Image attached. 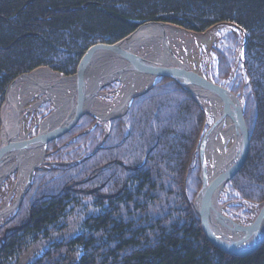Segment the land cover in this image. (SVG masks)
I'll list each match as a JSON object with an SVG mask.
<instances>
[{"label": "trees", "instance_id": "1", "mask_svg": "<svg viewBox=\"0 0 264 264\" xmlns=\"http://www.w3.org/2000/svg\"><path fill=\"white\" fill-rule=\"evenodd\" d=\"M146 22L193 33L232 25L217 33L219 46L201 55L209 61L200 59L197 69L242 103L251 149L218 202L249 224L264 201V0H0V108L19 76L39 67L71 76L90 45L115 43ZM50 112L43 103L33 116ZM94 121L83 117L68 138L48 146L47 162L59 163L36 171L16 216L23 219L0 235V264H20L44 240L51 245L28 264H264V242L234 257L199 227L198 151L212 120L189 91L158 77L106 131L91 128ZM54 178L61 187L52 192L44 186ZM63 230L72 233L50 241Z\"/></svg>", "mask_w": 264, "mask_h": 264}, {"label": "water", "instance_id": "2", "mask_svg": "<svg viewBox=\"0 0 264 264\" xmlns=\"http://www.w3.org/2000/svg\"><path fill=\"white\" fill-rule=\"evenodd\" d=\"M152 23L160 26L175 27L168 23ZM152 23L148 22L140 25L135 31L115 43L97 42L90 45L83 52L79 58L75 73L72 76H64L72 79V88L69 89V94L72 92L73 99L71 104L66 106L65 115L59 122L51 127L38 129L35 135L29 136L28 134L22 135L20 133L22 119L20 111H15V122L13 123V130L11 132L9 131L8 124L4 121L3 117L1 118L0 167L6 164L13 154L41 149L39 161L28 170L24 185L18 194H16L13 201L15 209L12 217L18 210L32 183L34 171L44 161L47 146L66 139L71 135L79 120L88 113V104L96 99L104 86L118 80L117 75L125 73L151 77L152 80L147 89L153 85L157 77H167L194 95L195 93L191 91L188 84L196 85L220 104L219 115L213 118L212 123L209 124L204 132L199 144L201 186L195 195L193 206L199 227L205 239L212 246L234 257L250 255L264 242V201L249 224H241L225 215L222 211V206L218 202L221 190L242 169L251 149L250 131L244 117L242 103L233 92L215 82L209 75L192 69L190 66L181 63L174 56L170 60L154 61L145 59L141 55L131 51L130 48H125V45L135 38L136 33L143 25ZM112 58H116V62H113ZM32 72L19 76L8 85L4 105L8 102L9 89L13 83L22 76H27ZM98 75L99 77L96 82L100 83H95L92 91L87 93L85 91V83L91 76L95 77ZM103 78L105 79L104 81L101 80ZM66 87L69 88L68 86ZM143 92L134 93L130 101L133 97ZM125 110L122 114L126 112ZM52 114L53 112L50 115ZM226 121H229V125L232 127L231 137L233 143L228 151L230 154L210 174L206 152L208 138L220 129ZM16 160H18V156H16ZM7 174L8 172H5L1 176V181ZM2 213L3 211H0V214ZM214 219L221 222V225H216L213 222Z\"/></svg>", "mask_w": 264, "mask_h": 264}, {"label": "bare ground", "instance_id": "3", "mask_svg": "<svg viewBox=\"0 0 264 264\" xmlns=\"http://www.w3.org/2000/svg\"><path fill=\"white\" fill-rule=\"evenodd\" d=\"M176 29L166 28L165 26L160 25H144L142 26L138 32L136 33L135 38L125 45V48H130L131 51L135 52L132 46L137 44L138 42L141 45H151L154 47L157 54L160 56L157 60H154L147 55L139 54L145 59L154 60V61H164L166 57L169 56V52L167 51V47H169V43H171V37L175 36ZM139 39V40H138ZM169 45V46H168ZM172 47L170 46V49ZM173 50V48H172ZM136 53V52H135ZM113 62H116V58H112ZM104 66V65H101ZM100 66V67H101ZM102 68V67H101ZM98 76H91L89 80L85 83V91L90 93L92 91L95 83L98 79ZM118 81L120 80L122 83V87L116 99L107 104L106 106H97V98L92 100L87 109H90L92 114L95 115L101 121H109L111 118L121 115L128 102L130 101L132 95L138 91L143 90L146 85H149L152 78L144 75H135L130 73H125L122 75H117ZM104 81L105 79H101ZM68 86L69 89L72 88V79L68 77H64L63 75H58V73H54L49 69L40 68L36 71L32 72L27 76H22L18 80H16L13 85L9 89L8 93V102L4 105L3 108V119L9 125L11 132L13 130L12 126L15 122V111H21L23 105L29 101L35 95H42L44 99L49 98L55 105V110L52 115L47 116L46 119L42 123V129L46 127H51L55 122L60 121L64 114L60 112L63 111L62 103L68 102L67 106H69L72 102L73 95L72 92L69 95H66L64 98L63 94H61L60 87ZM191 91L195 93V95L206 94L199 87L193 84H188ZM207 95V94H206ZM213 99V104L208 106V109H205L206 112L211 115L213 118L219 115L220 112V104ZM63 115V116H62ZM228 122V124H227ZM232 136V127L229 125V121L225 122L220 129H218L215 133H213L210 138H208L206 152L209 157H212V162H210L209 171L212 174L214 169L216 170L228 157L230 152L225 151V143ZM13 155L18 156V160L14 158ZM10 157V162L4 164L0 167V182L2 179V175L10 169L18 168L19 170V180L20 185L25 181L28 170L33 167L40 159L41 149H33L30 151L22 152L19 154H13ZM212 165V166H211ZM15 209V204L12 202H8L4 208L3 213H10ZM213 222L216 225H221V222L214 219Z\"/></svg>", "mask_w": 264, "mask_h": 264}, {"label": "rangeland", "instance_id": "4", "mask_svg": "<svg viewBox=\"0 0 264 264\" xmlns=\"http://www.w3.org/2000/svg\"><path fill=\"white\" fill-rule=\"evenodd\" d=\"M146 23H148V22H146ZM147 25H150V24H147ZM152 25H157V24L152 23ZM165 27L166 28H172V29L174 28V29H176L175 36L171 37L172 38L170 40L171 43H169V45L173 48V50H172V48L170 49V46L168 45L169 47H167L168 48L167 51L169 52V56L166 57L165 60H168V59L170 60V58H172V56H174L181 63L190 66L194 70H199V69H197V64H200V59H202L205 62H208L209 61V58H207V56L201 57V55H207V49H209V48L211 49V46L212 45L213 46L215 45L217 39L221 36V34H220V36H218L217 33L218 32L219 33L225 32L224 29L230 30L232 28V25H228V24L216 25V26L211 27L210 29H207L203 33H193V32H190V31H185L183 29H179V28H175V27H171V26H165ZM136 43L137 44H135L134 46H132V48L134 49V51L137 54L147 55L148 57H150V58H152L154 60H157L160 57L157 54V52L155 51V49H154L153 46H151V45H141L138 42H136ZM218 46H219V42L217 41V46L216 47H218ZM216 47H213V48H216ZM40 68L48 69L46 67H39L37 69H40ZM37 69L33 70V72L36 71ZM55 73H57V72H55ZM58 75H63V74L58 73ZM156 79L154 80V82L156 81ZM115 82H118L119 83V86L118 87H114V88L113 87H108V86H111L112 84H114ZM148 86L149 85H146V87L143 90H141V91H144L145 92ZM121 87H122V83H121V81H118V80H116V81H114V82H112V83L104 86L101 89V91L98 94V96L96 97L97 98V101H96L97 102L96 103L97 106L103 107V106H106L107 104H110L111 102H113L116 99V97L118 96ZM60 88L63 89L61 91V94H63V96L65 98L66 95H68L69 92H70L69 91V88H67V87H60ZM185 90H187V89H185ZM187 91H189V90H187ZM138 92H140V91H138ZM191 95L192 96H195L196 98H198V102L202 105V107L204 109H208V106L213 104V99H211V97L208 96V95H206V94H203V95L202 94H199V95L196 96L193 93H191ZM4 100H5V96H4ZM131 102H132V100L130 101V103ZM43 103H50L51 104V112L56 109L54 103L49 98L44 99V97H42V95L40 96L39 94L38 95H35L34 97H32L29 101H27L23 105V107H22V109L20 111V115H22L21 126H20V131L21 132L20 133H22V135H25V134H29L30 135L31 132L34 131V129L36 131H38V129H42V123H43L44 119L47 116H49V114L51 112L49 114H47V116H45L43 119H41L39 116H33L34 115L33 114V111H35ZM130 103L127 106V108H126L125 111H127L129 109ZM3 105L4 104L2 103V106L0 108V124L1 125H2V119L1 118L3 117L2 114H3V108H4ZM62 106H63V111H61L60 113L61 114H64V112L66 111L67 102L62 103ZM243 111H244V109H243ZM205 114L207 116V119L209 121H211L213 117L211 115H209L207 112H205ZM29 115L31 116V118H30ZM122 115H117V116H115L113 118H116V117L122 116ZM86 116L88 118H90V119H94L95 120L92 123L93 125L91 126V128L95 127L96 124H99V125H101L104 128L105 131H106V125H108V123L110 122V120L113 119V118H111L109 121H101L95 115L92 114V112H91L90 109H88V113H86L83 117H86ZM30 122H32V123L29 125ZM55 123H57V122H55ZM227 124H228V122H227ZM1 125H0V136H1ZM8 127H9V125H8ZM9 129H10V127H9ZM86 131H88V130H86ZM103 139L100 141V143H99L98 146H100L103 143ZM232 143H233V139L231 137L225 143V151L226 152L229 151ZM94 153L95 152H91L90 153L91 154L90 156H92V154H94ZM16 156L17 155H13V157H12V158H14L13 159L14 161L16 159ZM47 158H48V153L46 152V155L44 157L43 163L34 171V176H33L32 184L29 187L27 193H29V191H30V189H31V187L33 185V181L36 179L35 178L36 171L40 170L39 173L42 174L44 171H46V169H48V168H50L52 166H57L55 164L56 163H59V161H57V162L56 161L47 162V160H48ZM11 159L9 158L7 162L9 163ZM50 160H52V159H50ZM80 160L82 161V159H80ZM208 162H209V167H210V162H212V157L211 156L209 157ZM7 172H8V174L0 182V190L1 189H4L2 187L6 183L8 184V187L4 191V194H2L0 192V211H3L2 209L4 208V206L8 202H12L11 200L16 196V194H18V192L22 189V187L24 185V182H23L22 185H20V183L18 182V180H19V170H18V168L10 169ZM57 179H59V178H57ZM57 182L58 181H56L55 178H54L53 179V185L54 186L52 185V182H51L49 184H45L44 187L47 188V189H49V190H51V191L54 190L53 187H55L57 189H60L61 185L60 184L58 185ZM38 188H39V185H38ZM29 198L33 199L32 196L29 197ZM193 202H194V199H193ZM21 205H22V203L20 204V206H19L18 210L16 211L15 215L6 224L4 223V220L6 218H8L12 214L13 211H11L8 214H6V213L0 214V235H2V233L4 232V229H6V228L9 229L11 226L15 225L14 224L15 222H18V221H20V220L23 219L25 213L23 214L22 212L19 214L18 217H16L19 209L21 208ZM71 221L72 220L70 219L69 222H71ZM73 231H74V228H73ZM70 233H72L70 230H67V231L63 230L62 232H59V233H52L51 236H50V241H52L51 238L53 240H56L57 238L62 237V236H66V235H68ZM47 241L48 240H44V241H40V242H38V243H36L34 245H31V247L26 251V253L20 259L18 258V261L21 262L20 264H28L29 261H30L29 258L30 257H33V253H37L38 251L44 250L48 246L47 244L51 245Z\"/></svg>", "mask_w": 264, "mask_h": 264}]
</instances>
